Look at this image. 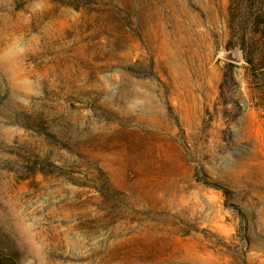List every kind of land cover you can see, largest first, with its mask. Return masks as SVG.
Returning a JSON list of instances; mask_svg holds the SVG:
<instances>
[{
	"label": "rangeland",
	"instance_id": "1",
	"mask_svg": "<svg viewBox=\"0 0 264 264\" xmlns=\"http://www.w3.org/2000/svg\"><path fill=\"white\" fill-rule=\"evenodd\" d=\"M18 36L0 264H264V0H0Z\"/></svg>",
	"mask_w": 264,
	"mask_h": 264
},
{
	"label": "clouds",
	"instance_id": "2",
	"mask_svg": "<svg viewBox=\"0 0 264 264\" xmlns=\"http://www.w3.org/2000/svg\"><path fill=\"white\" fill-rule=\"evenodd\" d=\"M37 3L42 2V0H36ZM27 48V40L23 37L14 38L11 43L0 53L3 57H13L17 55H23ZM23 129H19L18 134H22Z\"/></svg>",
	"mask_w": 264,
	"mask_h": 264
},
{
	"label": "trees",
	"instance_id": "3",
	"mask_svg": "<svg viewBox=\"0 0 264 264\" xmlns=\"http://www.w3.org/2000/svg\"><path fill=\"white\" fill-rule=\"evenodd\" d=\"M241 50H242V53H244V59H246V63L248 64V66L250 67V65H251L254 68L253 60L250 59V54L248 53V55H247L245 53V44L241 45ZM253 71H255V69H253Z\"/></svg>",
	"mask_w": 264,
	"mask_h": 264
}]
</instances>
